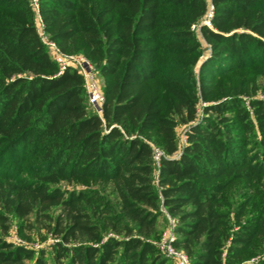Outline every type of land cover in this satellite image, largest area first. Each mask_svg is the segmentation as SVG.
<instances>
[{"label": "trees", "instance_id": "trees-1", "mask_svg": "<svg viewBox=\"0 0 264 264\" xmlns=\"http://www.w3.org/2000/svg\"><path fill=\"white\" fill-rule=\"evenodd\" d=\"M211 1L0 0V264H50L15 220L51 264H171L167 214L189 264H264V0Z\"/></svg>", "mask_w": 264, "mask_h": 264}, {"label": "built area", "instance_id": "built-area-1", "mask_svg": "<svg viewBox=\"0 0 264 264\" xmlns=\"http://www.w3.org/2000/svg\"><path fill=\"white\" fill-rule=\"evenodd\" d=\"M39 0H30L33 8L38 10ZM214 13V6L211 0H208V9L205 16L199 23L193 24L192 29L200 33L202 25L211 26V19ZM38 28L42 39L46 44L50 55L59 64L60 70L71 66L76 68L84 77L85 87L87 91L88 103L90 107L97 112L99 115L103 113V104L105 101V95L100 82L97 68L92 62L81 54H66L63 53L55 42L49 40L44 32L43 25L38 18ZM41 26V28H40ZM186 139V137H185ZM160 150L156 149L155 159L159 164ZM174 222V221H172ZM176 234L174 231V225L170 226L167 230L162 233L161 238L156 242L161 252L170 258L172 264H189V257L186 252L180 248H177L174 244Z\"/></svg>", "mask_w": 264, "mask_h": 264}, {"label": "rangeland", "instance_id": "rangeland-1", "mask_svg": "<svg viewBox=\"0 0 264 264\" xmlns=\"http://www.w3.org/2000/svg\"><path fill=\"white\" fill-rule=\"evenodd\" d=\"M39 16L36 17V19L38 20ZM41 28V26H40ZM203 41V40H202ZM204 43V42H203ZM198 68H199V65H197L195 67V71L197 72L198 71ZM100 82H101V79H100ZM102 84V82H101ZM187 128V125H179L177 127V134L179 136V143H180V146L183 145V143L185 142V130ZM174 221V222H172ZM160 224H161V227L162 228V231L164 232L165 230H167L170 226L174 225V229H175V226H176V221L170 217L168 214L164 217H161L160 219ZM17 221H13L12 222V226H11V229L9 231L8 234L5 235V238L9 241H12L14 243H24V244H27L29 245L30 247L36 249V250H39V249H46L48 251V256H49V262L50 264L52 263V257H51V248H50V245L51 243L57 241V239H55L53 236H51L50 233H46L45 229H42V230H39L37 229V231L35 232L34 234V238L32 240V242H24L20 237H19V232H18V227H17ZM0 233H1V230H0ZM41 235H47V238L45 240H42L41 239ZM261 258V256H257L251 260L248 261L249 264L251 263H255V264H258V261L259 259ZM172 264V262H171Z\"/></svg>", "mask_w": 264, "mask_h": 264}]
</instances>
